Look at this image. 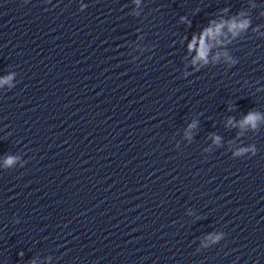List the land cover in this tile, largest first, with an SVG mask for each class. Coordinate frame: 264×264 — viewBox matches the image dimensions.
I'll return each mask as SVG.
<instances>
[{
    "label": "clouds",
    "instance_id": "obj_1",
    "mask_svg": "<svg viewBox=\"0 0 264 264\" xmlns=\"http://www.w3.org/2000/svg\"><path fill=\"white\" fill-rule=\"evenodd\" d=\"M249 21L248 20H242L240 22H237L235 20H233L229 25V30L232 32L233 35H236L238 33V31H242L244 29H246L248 27ZM224 22H221L220 24L215 25L214 27H210L208 29L204 30L203 36L205 39V45L200 49L199 55L200 57H204L206 51L208 50L207 47V40L209 38V36L211 35L213 38H215L217 35L220 34L221 30L224 28ZM193 47H195L196 43H198L199 41H197L196 37H193ZM258 119V114L256 113H249L248 116L245 118V120L242 122V126L243 124H251L252 127H255V121ZM217 141L219 140V137H216ZM13 162L12 158H9L6 163L7 164H11Z\"/></svg>",
    "mask_w": 264,
    "mask_h": 264
}]
</instances>
